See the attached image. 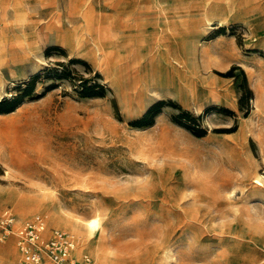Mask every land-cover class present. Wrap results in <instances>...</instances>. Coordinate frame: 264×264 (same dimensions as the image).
I'll use <instances>...</instances> for the list:
<instances>
[{"label":"rangeland","instance_id":"374dc122","mask_svg":"<svg viewBox=\"0 0 264 264\" xmlns=\"http://www.w3.org/2000/svg\"><path fill=\"white\" fill-rule=\"evenodd\" d=\"M5 208L99 218L105 264H264V0H0Z\"/></svg>","mask_w":264,"mask_h":264},{"label":"built area","instance_id":"2783aa9c","mask_svg":"<svg viewBox=\"0 0 264 264\" xmlns=\"http://www.w3.org/2000/svg\"><path fill=\"white\" fill-rule=\"evenodd\" d=\"M14 213L5 208L0 212V240L12 233L20 252V264H105L83 253L77 255L78 238L69 231L53 229L46 232V217L34 214L13 227Z\"/></svg>","mask_w":264,"mask_h":264},{"label":"bare ground","instance_id":"6f19581e","mask_svg":"<svg viewBox=\"0 0 264 264\" xmlns=\"http://www.w3.org/2000/svg\"><path fill=\"white\" fill-rule=\"evenodd\" d=\"M258 177L259 176H256V178H258ZM49 206H51V205H49ZM39 207L47 208L46 205H44V204H41ZM49 211H50V220H52L53 217H56V214L54 212H52L51 210H49ZM63 219H64V221H63L64 227H66L72 231L80 233L79 239H78L81 242V246H80V248H78V253L80 255L83 254V253H80V251L84 252V253L90 252L93 255H97L98 257L106 259L107 261H108V259H110L108 256L109 254H106L107 252L105 253L103 251L104 247L102 245H100V242L95 240L97 238V236H95V235H97L96 232H97V229L99 228V223H100L99 218L94 217V218L90 219L87 223L82 224V225H80L78 223H74L72 219H69L65 216L63 217ZM82 234H83V237L81 236Z\"/></svg>","mask_w":264,"mask_h":264},{"label":"trees","instance_id":"16d2710c","mask_svg":"<svg viewBox=\"0 0 264 264\" xmlns=\"http://www.w3.org/2000/svg\"><path fill=\"white\" fill-rule=\"evenodd\" d=\"M155 112H156V111H155V105H152V106L146 111V113L144 114V116H143L140 120H138V123H140V124H145V123H147V122H148L147 118H148L150 115L154 116Z\"/></svg>","mask_w":264,"mask_h":264},{"label":"crops","instance_id":"0c3cea01","mask_svg":"<svg viewBox=\"0 0 264 264\" xmlns=\"http://www.w3.org/2000/svg\"><path fill=\"white\" fill-rule=\"evenodd\" d=\"M79 244V243H78Z\"/></svg>","mask_w":264,"mask_h":264}]
</instances>
